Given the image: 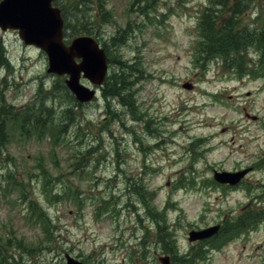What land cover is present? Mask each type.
Returning <instances> with one entry per match:
<instances>
[{
  "label": "rangeland",
  "instance_id": "rangeland-1",
  "mask_svg": "<svg viewBox=\"0 0 264 264\" xmlns=\"http://www.w3.org/2000/svg\"><path fill=\"white\" fill-rule=\"evenodd\" d=\"M245 1L62 0L67 35L92 25L127 87L111 94L106 79L78 106L41 50L0 30V264H161L171 251L178 264H264V50L199 49L202 9L247 28L264 0L233 16ZM247 166L236 185L212 178ZM216 224L189 244V230Z\"/></svg>",
  "mask_w": 264,
  "mask_h": 264
},
{
  "label": "water",
  "instance_id": "water-1",
  "mask_svg": "<svg viewBox=\"0 0 264 264\" xmlns=\"http://www.w3.org/2000/svg\"><path fill=\"white\" fill-rule=\"evenodd\" d=\"M52 0H0V28L17 29L25 43L34 44L45 51L48 57V71L67 73L68 87L79 100L92 97L93 91L79 84L80 71L92 82L98 83L105 73V54L97 42L87 35L77 36L69 44L63 42L64 21L60 9L52 6ZM80 58L76 62L75 58ZM247 169L231 172H215L214 177L221 182L236 183ZM215 227L190 233V239L202 238L215 231ZM168 264L167 257H161ZM66 264H83L67 257Z\"/></svg>",
  "mask_w": 264,
  "mask_h": 264
},
{
  "label": "trees",
  "instance_id": "trees-1",
  "mask_svg": "<svg viewBox=\"0 0 264 264\" xmlns=\"http://www.w3.org/2000/svg\"><path fill=\"white\" fill-rule=\"evenodd\" d=\"M230 0H221L218 6L221 8L223 6L228 7ZM245 1V0H243ZM79 1L70 7H75ZM61 8L64 12V17L66 18L65 14V6L60 2ZM77 9V8H76ZM241 7L237 2L235 5L230 6V10H239ZM219 9H214L211 6L206 7L203 9L201 18H200V26L202 32V40L199 43V49L202 51L201 53L207 54L208 56H223L224 58H230L232 55L241 54L243 53L244 49L246 48V44H253L254 41L257 39L259 44L264 46V28L257 33L254 31L248 30L246 28H240L233 30L234 21L231 18H224L220 15ZM234 16V15H233ZM71 20H67L68 27H72ZM84 32H94L93 26L88 24L87 26L82 27ZM106 45V44H105ZM264 49V48H263ZM4 53L3 48L0 47V65L4 61ZM121 64V61L115 60V63ZM113 82L109 83L111 86L112 92L111 94H118L119 90L127 89V87L120 85V80L116 74L109 75V79ZM119 84V85H118ZM8 111V110H7ZM7 111H1V114L7 115ZM40 115V113H38ZM12 116V115H11ZM28 120L32 123L33 126H41L43 124L42 118H31L28 116ZM24 119H26L24 117ZM2 137V133L0 134ZM0 253H1V246H0Z\"/></svg>",
  "mask_w": 264,
  "mask_h": 264
},
{
  "label": "bare ground",
  "instance_id": "bare-ground-1",
  "mask_svg": "<svg viewBox=\"0 0 264 264\" xmlns=\"http://www.w3.org/2000/svg\"><path fill=\"white\" fill-rule=\"evenodd\" d=\"M108 75H110V73H105V76H108Z\"/></svg>",
  "mask_w": 264,
  "mask_h": 264
}]
</instances>
